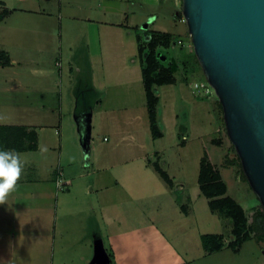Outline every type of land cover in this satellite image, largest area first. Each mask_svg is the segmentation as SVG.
Wrapping results in <instances>:
<instances>
[{
  "label": "crops",
  "instance_id": "crops-1",
  "mask_svg": "<svg viewBox=\"0 0 264 264\" xmlns=\"http://www.w3.org/2000/svg\"><path fill=\"white\" fill-rule=\"evenodd\" d=\"M182 24L178 0H0V95L19 101L0 125L37 133L35 149L17 151L23 175L0 205V264H180V226L192 224L203 248L207 223L230 225L196 184L221 126L213 101L192 91ZM152 31L171 36L157 56L175 78L155 87L158 138L138 50Z\"/></svg>",
  "mask_w": 264,
  "mask_h": 264
},
{
  "label": "water",
  "instance_id": "water-1",
  "mask_svg": "<svg viewBox=\"0 0 264 264\" xmlns=\"http://www.w3.org/2000/svg\"><path fill=\"white\" fill-rule=\"evenodd\" d=\"M183 14L264 212V0H183Z\"/></svg>",
  "mask_w": 264,
  "mask_h": 264
},
{
  "label": "trees",
  "instance_id": "trees-1",
  "mask_svg": "<svg viewBox=\"0 0 264 264\" xmlns=\"http://www.w3.org/2000/svg\"><path fill=\"white\" fill-rule=\"evenodd\" d=\"M171 42V36L159 32L148 33V43L146 46L139 45V57L142 65V75L146 92V102L149 113L150 127L152 135L155 138L162 136L157 119L158 96L155 93V87L158 85L171 84L175 78L169 67L162 64L157 56L159 46L168 47ZM9 57L0 49V63L7 64ZM213 101L214 110L220 122L221 130L225 129L222 105L217 95L209 96ZM220 143V141H214ZM37 146V133L34 128L24 126L0 125V150L25 151L33 150ZM230 150L236 152L233 144ZM231 154V153H230ZM228 166L238 165L240 161L238 155L226 157ZM156 170L162 178L172 184V180L167 173L158 165ZM243 181H247L245 175L240 172ZM198 185L201 193L209 200V208L212 212H217L232 220L231 235L233 238L226 241L223 234L206 233L201 235V242L207 253L218 252L225 246L233 252L240 251L243 244L253 236L257 241L264 242V212L261 204L258 205L254 214L253 222L249 223L247 214L243 206L228 195L227 184L224 181L219 168L211 163L205 154L200 160V169L198 174Z\"/></svg>",
  "mask_w": 264,
  "mask_h": 264
},
{
  "label": "rangeland",
  "instance_id": "rangeland-1",
  "mask_svg": "<svg viewBox=\"0 0 264 264\" xmlns=\"http://www.w3.org/2000/svg\"><path fill=\"white\" fill-rule=\"evenodd\" d=\"M178 9L180 11V18L183 23L182 25L185 29L187 43L190 45L191 50L195 52L194 45L192 42V36L189 32L188 24L183 14V0H178ZM171 19L174 20L173 14H171ZM173 20L170 22L168 21V23L166 24H171V22H174L176 19L174 21ZM0 33H4V31L0 30ZM183 42L184 41L182 40V43ZM44 43L45 41L41 40L40 44H44ZM195 66H196L197 78L195 75H193V77L196 78L194 79V81H205L209 83L205 77L204 71L197 56L195 58ZM212 90L214 95H216L213 87ZM1 96L4 95H0V107L2 108H7L10 105H13L14 103L19 104V101H14L11 97H6L7 99H3ZM9 114H10V108H7L6 110L5 109L0 110V116L2 118L8 117ZM214 139L215 141H220V143L213 142ZM214 139L212 140V144L209 146V155H207L208 159L211 161V163L215 164L219 168V170H221V173L224 174L222 175V177L223 179L225 177V180L229 184V189H230L229 195L237 199L243 205L249 223H252L257 207L258 205L261 204V202L257 194L253 191L249 182L243 181L241 179L239 175L240 172L243 173V168L241 164L240 166L238 165L228 166L226 164L227 156L233 157L235 154H237L236 152L230 150V146L232 143L228 136L226 128L223 129V131L220 130L219 134H217ZM196 181L195 182L198 185V180ZM186 182L187 184H189L187 186H190L192 188V185L194 184V180H186ZM198 189H199V185H198ZM197 219H199L197 225H200L201 220L204 223L207 222L208 216H206V214L204 213H201L198 214ZM227 219L230 223L228 227H226V225L223 223L221 227V221H220V225H218L217 223L213 222L214 219L211 222L207 223V229L208 231H211L208 233L218 232L219 228H222L221 229L222 233L228 236L229 233L231 232L230 228L232 227V220L230 218ZM200 226H202V224ZM193 228L194 227L192 224H184L179 227L177 234L173 235L174 242L179 249L189 248L188 249L189 258H187L188 260L185 262H181L180 264H264V243H260L262 241H257L255 239V236L252 237V240H249L247 241V243L244 244L239 254L233 253L232 250L227 246H225L218 252L207 253L203 251L201 245L200 248L199 245L195 246L196 242L194 241V237H192ZM201 230H205V229H201ZM174 232L175 229L173 233Z\"/></svg>",
  "mask_w": 264,
  "mask_h": 264
},
{
  "label": "clouds",
  "instance_id": "clouds-1",
  "mask_svg": "<svg viewBox=\"0 0 264 264\" xmlns=\"http://www.w3.org/2000/svg\"><path fill=\"white\" fill-rule=\"evenodd\" d=\"M24 171L20 154L15 150H0V205L16 191Z\"/></svg>",
  "mask_w": 264,
  "mask_h": 264
},
{
  "label": "built area",
  "instance_id": "built-area-1",
  "mask_svg": "<svg viewBox=\"0 0 264 264\" xmlns=\"http://www.w3.org/2000/svg\"><path fill=\"white\" fill-rule=\"evenodd\" d=\"M191 87L194 94L198 96L209 97L214 95L212 86L205 81H194L192 82ZM63 182L64 180L61 178L58 183L59 186H62Z\"/></svg>",
  "mask_w": 264,
  "mask_h": 264
}]
</instances>
